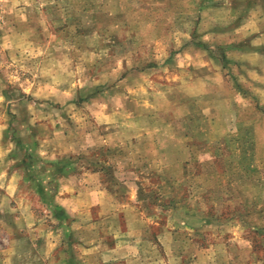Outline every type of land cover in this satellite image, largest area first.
Returning a JSON list of instances; mask_svg holds the SVG:
<instances>
[{
    "label": "rangeland",
    "instance_id": "374dc122",
    "mask_svg": "<svg viewBox=\"0 0 264 264\" xmlns=\"http://www.w3.org/2000/svg\"><path fill=\"white\" fill-rule=\"evenodd\" d=\"M230 1L0 0V264L264 260V133L193 135L186 165L183 136L159 139L197 110L195 68ZM9 125L78 157L54 199L11 167Z\"/></svg>",
    "mask_w": 264,
    "mask_h": 264
},
{
    "label": "crops",
    "instance_id": "0c3cea01",
    "mask_svg": "<svg viewBox=\"0 0 264 264\" xmlns=\"http://www.w3.org/2000/svg\"><path fill=\"white\" fill-rule=\"evenodd\" d=\"M226 5L231 10L230 15L235 18L226 26L218 24L215 34L207 35L201 52L209 60L195 68L193 75L201 76L203 84V92L196 97L197 110L194 109L184 117L183 126L186 130L183 135L176 134L175 130H171L172 136L159 135V139H164L165 142H174L183 136L184 142L176 150L180 151L185 165L190 160L193 135L205 140L209 136L224 138L223 135L234 131L238 133V137L241 133L246 134L245 138L257 137V132L264 133V127L258 131L253 130L256 121L264 124V0H232L226 2ZM10 127L9 125L3 131L2 140L12 144L7 150L8 158L14 160L11 167L19 172L18 177L28 182L29 187H36L43 198L50 191V197L54 199L59 181L62 183L64 178L71 177L74 180L76 177L72 172L77 171L75 161H78V157L72 160L70 157L75 154L73 152L54 156L51 148L43 149V140L51 137L47 130H32L34 125H29L27 132H19L15 127L10 130ZM106 144L102 149L104 153H107L109 147ZM169 151V154L176 156L175 149L169 148ZM96 171L98 170L91 169L88 173L96 178ZM57 202L60 203L58 199ZM206 218L203 214L194 220L199 221L202 226V222L206 223ZM207 251L204 247L199 249V264H202V257L206 259ZM254 262L264 264L261 259Z\"/></svg>",
    "mask_w": 264,
    "mask_h": 264
},
{
    "label": "trees",
    "instance_id": "16d2710c",
    "mask_svg": "<svg viewBox=\"0 0 264 264\" xmlns=\"http://www.w3.org/2000/svg\"><path fill=\"white\" fill-rule=\"evenodd\" d=\"M40 189V188H39Z\"/></svg>",
    "mask_w": 264,
    "mask_h": 264
}]
</instances>
